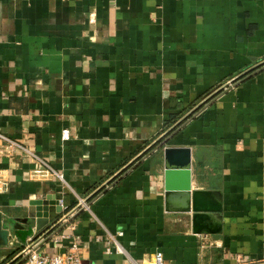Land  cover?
<instances>
[{"label":"crops","instance_id":"0c3cea01","mask_svg":"<svg viewBox=\"0 0 264 264\" xmlns=\"http://www.w3.org/2000/svg\"><path fill=\"white\" fill-rule=\"evenodd\" d=\"M262 62L264 0H0V133L23 148L0 141V212L16 218L48 199L65 215ZM170 145L191 148L193 189L221 192L223 233L194 235L189 215L165 213L154 153L73 217L81 258L130 264L105 251L108 233L121 231L136 263L160 251L165 264H260L264 71L211 102ZM34 233L18 232L0 256Z\"/></svg>","mask_w":264,"mask_h":264},{"label":"water","instance_id":"95a60500","mask_svg":"<svg viewBox=\"0 0 264 264\" xmlns=\"http://www.w3.org/2000/svg\"><path fill=\"white\" fill-rule=\"evenodd\" d=\"M263 71L264 62L249 69L236 79L230 81V83H227L215 91L182 120L152 143L142 155L128 165V167L123 169L114 179H119L126 175L129 170H133L143 159L152 154H161L165 213L189 215L191 231L194 235H221L223 233V196L221 192L193 189L191 148L171 146L170 144L175 140V137L182 130L184 125L194 119L211 102L224 95L232 87L237 86L241 82H245ZM112 181H109L103 189H99L91 195L86 202L90 204L99 193L101 194L107 186L112 184ZM53 204L54 203H51V200L48 199L34 202L32 203L35 207L34 210L32 209L23 213L16 218L6 217L0 212V250L8 249L12 238H17V233L20 231L33 230L35 232V238L43 232H46L49 234L47 241L50 240L52 235L60 232L64 228V225H61L59 221L62 215V207H58V204H54V207L57 206L58 208L55 209L54 213L51 215L49 207ZM81 212L83 211L80 210L78 213ZM22 248H12L11 251L5 254V258L10 259L14 257ZM25 260L26 257L22 258V255H18L10 261L9 264H22Z\"/></svg>","mask_w":264,"mask_h":264},{"label":"built area","instance_id":"2783aa9c","mask_svg":"<svg viewBox=\"0 0 264 264\" xmlns=\"http://www.w3.org/2000/svg\"><path fill=\"white\" fill-rule=\"evenodd\" d=\"M0 141H3L10 148H20L23 149L16 141H13L0 133ZM36 158V157H35ZM40 161L42 167L48 171L50 174L57 176L62 181V177L58 175L52 167H50L47 163ZM8 189V184L6 182L0 181V194L6 192ZM88 199V198H87ZM87 199H79L78 205L68 211L65 215H62L59 219L61 225H64L62 231L52 235L49 241H47L49 234L43 232L37 238L35 236L28 239L22 250H20L14 257L10 259H6L5 256H0V264H9L15 257L18 255H22L26 257V260L22 264H90L86 263L79 254V241L80 238L75 235H71L70 232H74L75 228L71 225V219L80 211L90 212V204L86 202ZM124 235L123 232L118 231L115 234L108 233V237L110 240V245L106 248L107 254L117 253L126 257L130 264H142L136 263L132 261L127 253V251L121 246L118 239ZM69 240L68 246L64 252L58 253H47L43 252V246L46 243L51 242L53 245H59L64 241ZM47 241V242H46ZM151 264H165L164 255L162 252L157 251L152 255V263ZM238 264H258L255 262H239ZM260 264H264V259L260 262Z\"/></svg>","mask_w":264,"mask_h":264}]
</instances>
